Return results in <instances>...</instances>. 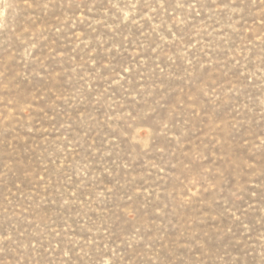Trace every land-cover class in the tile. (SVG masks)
<instances>
[{
  "label": "rangeland",
  "instance_id": "1",
  "mask_svg": "<svg viewBox=\"0 0 264 264\" xmlns=\"http://www.w3.org/2000/svg\"><path fill=\"white\" fill-rule=\"evenodd\" d=\"M0 264H264V0H0Z\"/></svg>",
  "mask_w": 264,
  "mask_h": 264
}]
</instances>
